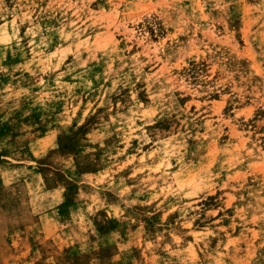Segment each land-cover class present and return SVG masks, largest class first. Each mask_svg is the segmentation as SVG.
Segmentation results:
<instances>
[{
	"label": "clouds",
	"instance_id": "9594fccd",
	"mask_svg": "<svg viewBox=\"0 0 264 264\" xmlns=\"http://www.w3.org/2000/svg\"><path fill=\"white\" fill-rule=\"evenodd\" d=\"M0 264H264V0H0Z\"/></svg>",
	"mask_w": 264,
	"mask_h": 264
}]
</instances>
